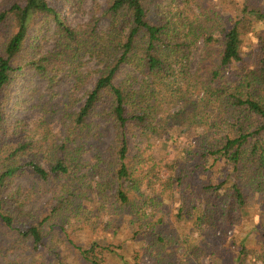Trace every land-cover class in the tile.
<instances>
[{
  "label": "trees",
  "instance_id": "1",
  "mask_svg": "<svg viewBox=\"0 0 264 264\" xmlns=\"http://www.w3.org/2000/svg\"><path fill=\"white\" fill-rule=\"evenodd\" d=\"M104 1L102 8L95 2L86 26L72 28L64 13L79 12L82 0H0V234H11L6 246L0 242V264H32L37 258L40 264H108L110 257L115 264L120 247L93 237L127 226L133 236L123 245L133 243L131 264L145 256L148 264H264V0H216V6L207 0ZM198 22L218 30L215 36L209 30L205 41L219 51V67L202 61L189 76L184 63L198 39ZM47 41L52 48L43 53L40 43ZM87 55L96 60L98 77L77 111L67 102L48 108L37 103L31 108L41 117L34 128L12 119L21 109L18 99L7 113L24 68L50 88L62 73L77 89L86 80L77 64ZM126 67L142 76L136 91L115 84ZM229 68L239 78L235 84L226 81ZM127 78L134 80L132 73ZM57 117L63 137L47 145ZM97 121L112 126L110 144L102 145L99 133L108 127ZM190 125L202 132L184 152L198 163L178 170L165 185L168 196L178 188V233L149 231L167 200L157 189L159 155L150 147L130 157L128 137L142 132L153 142L162 139L170 151L181 135L194 136ZM85 168L100 175L93 189ZM202 170L204 175H194ZM16 180H28L30 187H13ZM125 183L149 196L133 197ZM54 189L46 213L26 210L38 192ZM90 198L100 202L93 210ZM106 199L112 200V214L106 213ZM256 204L259 215L251 225L245 212ZM73 218L91 226L75 239L67 232L75 230L69 227ZM157 220L162 223V217ZM231 230L241 235L233 239Z\"/></svg>",
  "mask_w": 264,
  "mask_h": 264
},
{
  "label": "rangeland",
  "instance_id": "2",
  "mask_svg": "<svg viewBox=\"0 0 264 264\" xmlns=\"http://www.w3.org/2000/svg\"><path fill=\"white\" fill-rule=\"evenodd\" d=\"M211 5L216 6L215 1L216 0H207ZM97 2L102 8L104 6L105 1L104 0H82L81 2V8L79 12L76 13H64L65 20L68 23V25L72 28L76 27H84L89 22L90 17L93 14L94 11V4ZM219 6H217L218 8ZM100 28L105 27V23L102 21L99 23ZM50 27V30L53 29V24L50 23L48 26ZM209 30L214 31V36L218 33V30H215L213 28H208L207 25H205L202 22H198L195 24V34L198 36V39L196 43L192 46L189 52L188 59L185 61L184 64H186L188 69V75L193 76L198 68L200 67L202 61L205 64H208L213 69H218L219 64L216 59L217 54L219 51L216 49L215 45L210 42V40L207 42L205 41L206 34L209 32ZM42 42L41 44V50L43 53H46L52 48V42ZM246 44V43H245ZM246 49V48H245ZM79 71L82 73L83 76L86 77L85 82L81 85V87L74 89L73 88V82L71 78H68L64 76V74L61 73V76L58 78V81L54 84L52 88L49 87L48 83L44 80L38 79L35 76L34 70L30 69L29 67L24 68L19 74L18 78L14 81L13 87L11 89L12 92V99L10 102H8L5 106V109L7 113L11 114L12 111L16 108L15 103L18 99L20 103L21 109L18 110L12 119L19 117L22 118L29 128H34L37 125V120L41 117V114L38 112L37 109L31 108L33 105H36L37 103L39 105H44L47 108L49 106L57 107L58 105L67 102L68 105H72L73 110L77 111L79 106L83 104L86 98V94L92 90L94 87L95 81L98 77L97 74V62L94 58H91L90 56H85L81 61L77 64ZM176 68V67H174ZM230 68L225 72L226 74V81H233L235 82L239 80V78L235 77L234 75H229ZM129 73H132L134 80L128 79ZM228 73V74H227ZM143 81L142 76L138 75L137 73L132 72V69L129 67L123 68L119 73L117 74V77L115 79V84L118 86H126L130 85L131 89L133 91H136L140 85V83ZM179 85L183 87L181 76L178 78ZM186 88H182V90H185ZM70 95L71 98H70ZM67 96V97H66ZM201 94L197 96L196 101H200ZM21 99L24 100V102H21ZM25 101H28V103H25ZM199 105V104H198ZM62 107V106H59ZM204 106H200L199 108L202 109ZM56 109V108H55ZM177 109L171 110L172 113H175ZM59 113V111H58ZM60 117V113H59ZM59 117H57V122L53 123L51 125L50 129V135L51 139L46 140V144L49 143H55L59 142V138L63 137V126L61 118L59 120ZM96 125H100V127H105V123L101 121H97ZM168 125L172 127L171 122H168ZM107 131L101 130L99 133L100 140L102 141V145H108L111 143L112 137H113V131L112 126L107 125ZM96 131H98V128L95 127ZM191 127L190 125V132L194 136H186L181 135L176 142L174 143L173 148H171L170 151L162 147V139H159L156 142H153L152 139H150V136H145L142 134V132H136L134 134H130L128 137V144H129V156H134L138 154L139 151H142V149H148L150 147L154 148L156 147L157 155H159V158L156 160V172L158 173V181L161 184L157 183V189L160 187L159 193L162 194L165 198H167L164 206L162 205L161 208H159L158 213L155 215L154 220L152 221L151 228L149 231H165L167 235H175L178 233L177 229L179 228V225L176 224L175 221V210L178 198V188L176 185L173 186L172 196H168L166 193V183H168L170 180H172L174 174L179 170L181 171L184 169L185 171L192 170V165L198 163L197 158H186L187 155L185 154V150L195 146L196 144V137L201 135L202 128ZM171 136H168L169 139L173 138L174 133H170ZM172 137V138H171ZM39 139H42V137L39 135ZM167 142V141H164ZM38 146H40V143H37ZM164 146V144H163ZM88 157V156H87ZM86 157V158H87ZM85 163H89L90 161H84ZM42 166L44 168H47V164L45 161H41ZM90 169V168H89ZM87 168L83 169V172L87 173L88 178L90 179V174L92 173V179H90V185L91 189L95 187V184L97 181H99L98 173L94 172L93 169L89 170ZM107 169V168H106ZM205 171H201V173L196 172L194 175H204ZM100 176V175H99ZM113 178L111 176L107 177L108 180H112ZM115 186H117L118 182H114ZM21 184L22 187H30V181L28 180H16L15 185ZM230 186V184L226 183L225 187L226 189ZM123 187L127 189V193L133 195V197H138V194L143 193V199H146L149 194L146 192H143L140 189H143L142 187L135 186V187H128L127 184H123ZM134 191V192H133ZM56 192V189L49 190V191H43L38 192V194L35 196L34 200L27 204L26 210L30 211L31 213L40 216L42 213H46L50 207H51V201L54 193ZM110 193H113L112 191ZM161 196V195H160ZM107 201V212L109 214L114 213V210H111V199H106ZM100 205V202L96 199L90 198V205H88V210H93L96 206ZM151 215L152 211L148 210L147 214ZM259 208L258 204L253 206L249 211L245 212V215L249 218V224L252 225L254 219L259 215ZM88 215H85L87 217ZM158 217H162V223L157 220ZM108 218H104L103 222L106 223ZM71 225L69 226L70 229H75L73 232L70 230H67V232L71 233L72 239H75L78 235L82 234V228L84 227V224H79L77 222V218H73L71 220ZM248 225V224H247ZM149 227V226H148ZM66 229H69L68 226H65ZM86 230L88 228L90 229L91 226H89V222L85 224L84 227ZM147 228V227H146ZM99 230V229H98ZM177 233H176V231ZM117 231V233H115ZM145 231V230H142ZM242 232V230H241ZM73 233V234H72ZM90 233V232H89ZM122 233V234H121ZM230 237L233 239H236L239 235H241L240 232L231 230L230 231ZM250 235V234H249ZM6 236H11V234H0V242L3 244V246H6V243H4V239H6ZM101 237L102 241L106 240V243H113L115 246L120 247V251L122 252V258L118 260L115 264H131L132 260L129 255H131L133 252V243L125 242L123 245V241H125V238L129 239L133 236L132 227H122L121 230H114L113 234L111 233V230L108 232H101L95 233L93 238ZM250 239L253 237H258L256 234H251ZM260 238V237H259ZM90 239L89 241L91 242ZM9 241H12L10 239ZM88 242V243H90ZM78 243L82 245V242L78 240ZM146 246V243H145ZM182 246V243L179 245ZM42 258H47V252L44 250V252L41 254ZM114 259L112 257L107 258L108 264H113ZM32 264H40L41 260L40 258L34 259L32 261ZM149 259L147 256L143 258L142 261H140L139 264H148ZM204 264H208L206 260H203ZM79 264H82L80 262Z\"/></svg>",
  "mask_w": 264,
  "mask_h": 264
}]
</instances>
